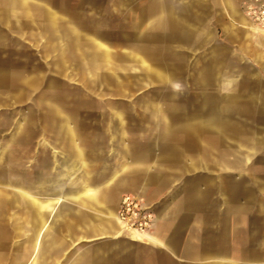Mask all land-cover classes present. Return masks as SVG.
<instances>
[{"label":"crops","instance_id":"crops-1","mask_svg":"<svg viewBox=\"0 0 264 264\" xmlns=\"http://www.w3.org/2000/svg\"><path fill=\"white\" fill-rule=\"evenodd\" d=\"M18 2L0 0L4 32L49 42L62 74H92L115 47L117 71L137 66L127 79L147 82L133 94L146 116L87 136L57 123L68 136L37 155L43 174L63 161L42 183L59 195L32 200L37 220H0V264H264V30L248 2ZM124 194L152 206L150 234L121 228Z\"/></svg>","mask_w":264,"mask_h":264},{"label":"rangeland","instance_id":"rangeland-1","mask_svg":"<svg viewBox=\"0 0 264 264\" xmlns=\"http://www.w3.org/2000/svg\"><path fill=\"white\" fill-rule=\"evenodd\" d=\"M2 21L0 15V220H34L32 200L46 201L44 196L23 195V201L16 200L20 190L12 183L26 185L48 167L46 156L37 155L42 140L60 137L56 125L65 119L75 124V134L86 136L102 133L105 122L115 121L117 114L120 120H141L146 115L138 111L141 107L133 94L147 88V82L127 79L139 71L137 66L132 70L131 64L119 65L117 71L115 47L106 48L109 63L93 66L92 74L84 75L79 67L62 74L67 66L52 64L49 42L37 47L35 33L4 32ZM102 35L109 45L115 44L114 33ZM11 136L14 139L8 141Z\"/></svg>","mask_w":264,"mask_h":264},{"label":"built area","instance_id":"built-area-1","mask_svg":"<svg viewBox=\"0 0 264 264\" xmlns=\"http://www.w3.org/2000/svg\"><path fill=\"white\" fill-rule=\"evenodd\" d=\"M246 1L248 2L247 15L253 26L264 30V3L259 0ZM116 216L125 230L135 231L141 236L150 234L155 222L151 206L132 194L122 195Z\"/></svg>","mask_w":264,"mask_h":264},{"label":"water","instance_id":"water-1","mask_svg":"<svg viewBox=\"0 0 264 264\" xmlns=\"http://www.w3.org/2000/svg\"><path fill=\"white\" fill-rule=\"evenodd\" d=\"M11 5L17 6L20 5V3L18 2V0H9ZM50 105L53 109H56V105H54L52 102H50ZM21 123L24 124L26 123V116H22L21 118ZM56 124V123H55ZM56 131H57V135L60 137H66L68 136L67 134V130L65 128H62L61 125H56ZM14 139V136H11L8 141H12ZM62 160L59 159L57 160V168L52 170H47V172L45 171L44 174L41 172L40 174L37 173L35 174V177L31 180L30 183L28 184H23L22 182H15L12 183V186H15L18 190H20V194L15 196V199L19 200V201H23L24 200V196L23 195H33L36 194L37 196L41 195V196H45V198H55L56 196L59 195L58 191H54L53 188L50 186V188H43V181H50L52 182L53 180H56V182L59 180H57L56 176L57 174L60 172L61 170V165H62ZM42 174V175H41ZM41 175V176H40ZM32 213L34 214V220H37V211L36 208L31 205L30 206ZM38 217L40 218L39 220H41V218L45 217V214L42 212L38 214Z\"/></svg>","mask_w":264,"mask_h":264},{"label":"bare ground","instance_id":"bare-ground-1","mask_svg":"<svg viewBox=\"0 0 264 264\" xmlns=\"http://www.w3.org/2000/svg\"><path fill=\"white\" fill-rule=\"evenodd\" d=\"M116 218H117V216H116ZM117 221H118V220H117ZM118 223H119V222H118ZM119 224H120V223H119ZM120 226H121V228H122L125 232H128L129 234H131V235H133V236H135V237H137V238L141 237V235H140L139 233H137V232H135V231L125 230L121 224H120ZM145 235H146V234H145ZM145 235H143V236H145Z\"/></svg>","mask_w":264,"mask_h":264}]
</instances>
